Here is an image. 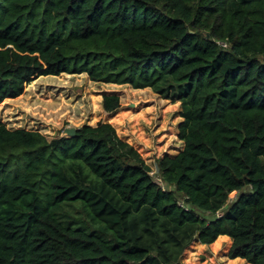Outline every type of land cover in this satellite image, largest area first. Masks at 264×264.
Here are the masks:
<instances>
[{
  "label": "trees",
  "instance_id": "obj_1",
  "mask_svg": "<svg viewBox=\"0 0 264 264\" xmlns=\"http://www.w3.org/2000/svg\"><path fill=\"white\" fill-rule=\"evenodd\" d=\"M61 74L179 102L183 149L156 178L109 123H0V264H182L220 236L264 264V0H0V105Z\"/></svg>",
  "mask_w": 264,
  "mask_h": 264
},
{
  "label": "rangeland",
  "instance_id": "obj_2",
  "mask_svg": "<svg viewBox=\"0 0 264 264\" xmlns=\"http://www.w3.org/2000/svg\"><path fill=\"white\" fill-rule=\"evenodd\" d=\"M111 94L119 97L121 108L108 114L102 110L101 101L103 95ZM101 121L113 126L121 140L140 154L156 178L155 160L165 155L174 157L183 149V142L178 139L182 121L179 102L165 99L151 88L95 83L86 74H61L38 78L22 96L0 105V123L6 128L36 131L47 139L66 137L65 128L77 129ZM234 198L235 194L229 197L224 210ZM221 213L198 212L206 220H214ZM231 243L229 237H220L213 247L200 244L199 248H187L181 255V263L247 264L228 258Z\"/></svg>",
  "mask_w": 264,
  "mask_h": 264
},
{
  "label": "water",
  "instance_id": "obj_3",
  "mask_svg": "<svg viewBox=\"0 0 264 264\" xmlns=\"http://www.w3.org/2000/svg\"><path fill=\"white\" fill-rule=\"evenodd\" d=\"M63 134L67 138L74 137V136H76V129H74V128H65L63 130Z\"/></svg>",
  "mask_w": 264,
  "mask_h": 264
},
{
  "label": "crops",
  "instance_id": "obj_4",
  "mask_svg": "<svg viewBox=\"0 0 264 264\" xmlns=\"http://www.w3.org/2000/svg\"><path fill=\"white\" fill-rule=\"evenodd\" d=\"M14 100V99H13ZM220 237H223V236H220ZM227 237V236H226Z\"/></svg>",
  "mask_w": 264,
  "mask_h": 264
}]
</instances>
